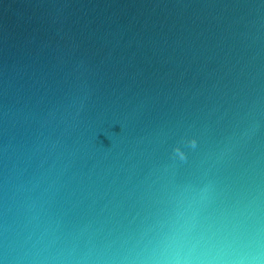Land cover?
<instances>
[{"label":"water","instance_id":"95a60500","mask_svg":"<svg viewBox=\"0 0 264 264\" xmlns=\"http://www.w3.org/2000/svg\"><path fill=\"white\" fill-rule=\"evenodd\" d=\"M0 264H264V0H0Z\"/></svg>","mask_w":264,"mask_h":264},{"label":"clouds","instance_id":"9594fccd","mask_svg":"<svg viewBox=\"0 0 264 264\" xmlns=\"http://www.w3.org/2000/svg\"><path fill=\"white\" fill-rule=\"evenodd\" d=\"M255 260H259V257H254Z\"/></svg>","mask_w":264,"mask_h":264}]
</instances>
